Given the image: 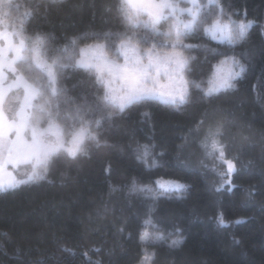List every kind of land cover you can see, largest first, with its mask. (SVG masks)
I'll return each mask as SVG.
<instances>
[{
	"label": "trees",
	"instance_id": "16d2710c",
	"mask_svg": "<svg viewBox=\"0 0 264 264\" xmlns=\"http://www.w3.org/2000/svg\"><path fill=\"white\" fill-rule=\"evenodd\" d=\"M174 2L191 6V0ZM197 2L204 24L188 31L176 48L189 58L186 103L145 99L107 118L111 109L99 100L104 88L95 73L74 66L58 72L62 94L53 97L45 89L37 102L47 98L46 107L57 114L66 138L81 127L79 108L93 125L104 118L97 129L101 143L89 142L87 154L75 160L61 154L38 183L0 192V264H143L146 257L150 264H264V0H218L219 6L216 0ZM120 4L0 0V19L26 20L25 35H46L49 59L63 56L64 46L79 58L81 47L95 43L111 56L122 36L141 49L156 43L157 50L172 51L163 36L171 20H161L158 33L142 23L132 26ZM221 10L223 19L231 15L233 21L255 22L234 45L203 30ZM71 37L78 38L77 45ZM228 57L246 69L234 81L235 89L205 96L195 83L206 84ZM17 67L26 78L45 76L34 64L28 71ZM37 117L47 125L44 113L34 111ZM217 124L223 125L216 137L224 145L223 159L210 148L209 131ZM141 145L150 147L148 165L154 158L157 167L138 159ZM228 161L235 165L232 173ZM158 180L187 187L164 191ZM145 230L158 231L164 239L142 242ZM177 239L183 242L171 247Z\"/></svg>",
	"mask_w": 264,
	"mask_h": 264
},
{
	"label": "snow or ice",
	"instance_id": "6c2138e0",
	"mask_svg": "<svg viewBox=\"0 0 264 264\" xmlns=\"http://www.w3.org/2000/svg\"><path fill=\"white\" fill-rule=\"evenodd\" d=\"M212 2L213 0H209V3ZM216 2L218 5V0ZM120 7L130 25L136 26L142 23L157 33L159 30L156 26L161 20H171L169 30L163 33V36L167 38V43L171 44L172 51L161 52L157 50L156 43H152L151 47L141 49L132 42L131 37L124 38L122 36L116 53L111 56L104 50L103 44H94L80 48L79 58H74V60L67 46H64L60 51L68 55L49 59L47 46L41 45V55L37 57L36 42L32 36L24 34L26 20L10 24L8 21L0 19V40L4 41L3 44H0V154H3L8 147L16 143L18 138L31 142L37 135L42 136L44 134L54 135L59 147L65 146L64 133L56 123L57 114L46 107V97L45 102L38 103L37 101L45 96V89L49 90L53 97L63 93L64 90L57 86L58 72H63L70 66L83 68L86 71H95L97 82L104 88V94L99 97V100L106 105H118L119 112H123L130 105L145 99H158L171 104L187 102L189 82L183 73L189 58L177 51L176 48L183 43L182 37L188 31L204 24L200 15L202 6L197 0H191L189 7H181L174 0H138L135 5L130 3V0H121ZM185 13H187L188 18L182 19ZM143 14L148 16L147 20L140 19ZM224 15L221 10L220 15L211 24H207L203 30L211 34L214 39H227L233 45L243 40L248 29L255 23L252 20L247 22L244 20L233 21L231 15H228L227 19H223ZM28 16H31V12L28 13ZM118 57L123 58V63L118 61ZM97 63H104L114 69L113 85L119 81L118 88L110 87L108 80L104 79L109 73L105 71L101 74L97 70ZM17 64L25 71H28L34 64L43 70L45 74L43 80L33 77L26 78ZM158 65H164L171 69L170 73L163 74L167 78L166 84L160 81L161 74L156 71ZM245 70V66L233 57L221 61L216 65V71L208 81V88L202 89L205 96L219 93L222 90L235 89L234 81L241 77ZM6 98L7 112L11 115V120L5 114ZM36 110L47 116L46 127H41V118H33V112ZM111 117L112 114L108 112L107 118ZM77 118L81 121V127L72 134L68 148L72 150L74 147L78 151L90 129L87 122L79 115V108H77ZM103 119L101 117L95 120L98 128ZM49 127H55V133H50ZM222 127V124H217L214 130L209 131L211 151H218L221 159L224 158L225 154L224 145L216 137L221 134ZM29 135L30 140L28 139ZM100 143V139H97L96 144L99 145ZM139 147L142 149V156L138 159L142 160L146 166L157 167L158 164L154 158L151 165H148V158L152 156L150 147L148 145ZM205 147H208V144H205ZM227 166L229 173L236 170L232 161H228ZM226 183L230 184L231 182L226 181ZM24 184L13 181L7 190L0 192L15 190ZM157 184L164 191L187 187L178 181L158 180ZM131 190H137L135 180H133ZM140 190L143 191L142 188ZM155 198L153 196V199ZM145 223L151 224L152 222L148 220ZM152 227L155 228V225ZM151 239L162 240L164 237L158 231L149 232L145 230L141 235V241L147 242ZM182 242L179 239L173 240L170 246L178 247ZM150 259V257L145 258L146 261Z\"/></svg>",
	"mask_w": 264,
	"mask_h": 264
},
{
	"label": "clouds",
	"instance_id": "9594fccd",
	"mask_svg": "<svg viewBox=\"0 0 264 264\" xmlns=\"http://www.w3.org/2000/svg\"><path fill=\"white\" fill-rule=\"evenodd\" d=\"M137 2L138 0H130V3L134 5L137 4ZM2 7L7 10L8 4L4 3ZM122 14L125 15L123 12ZM32 39L36 42L37 57H39L41 55L40 46H47L49 38L46 35L37 33ZM70 40L73 46L78 44L77 37H71ZM70 54L73 56L74 60L75 56L71 50ZM64 55L68 54L64 53ZM57 56L52 57V59H55ZM97 70L101 74L105 71L109 73L104 79L108 80L110 87H119V83L117 82L113 85V78L115 75L114 69L104 63H97ZM156 71L157 73L164 74L170 73L171 69L164 65H158ZM215 71L216 66L214 67V72ZM93 72L95 73V71ZM208 81L206 84L195 83L194 86L207 89ZM109 106L111 109L109 113H111L112 116L119 112L118 105ZM86 122L90 131L81 143L78 151L75 150L74 147L72 150H69L68 142H65V140V146L62 148L59 147L58 141L54 135H37L31 142L25 141L23 138H18L16 143L8 147L3 154H0V191L7 190L13 181L18 184H24L26 182L38 183L46 179L55 159L61 154L71 160H75L80 155H86L89 142L96 143V140L99 139V133L97 131L98 126H96L95 123L93 125L91 121ZM48 131L50 133H55L56 129L55 127H49Z\"/></svg>",
	"mask_w": 264,
	"mask_h": 264
},
{
	"label": "rangeland",
	"instance_id": "374dc122",
	"mask_svg": "<svg viewBox=\"0 0 264 264\" xmlns=\"http://www.w3.org/2000/svg\"><path fill=\"white\" fill-rule=\"evenodd\" d=\"M209 34V33H208ZM210 36H211V34H209ZM212 37V36H211ZM213 38V37H212ZM214 39V38H213ZM215 40H218V39H215ZM225 40H227V39H224V40H218V41H225ZM4 43V41H2V40H0V44H3ZM95 44H100V43H95ZM89 45H94V44H89ZM86 46V45H85ZM85 46H83V47H85ZM229 58V57H228ZM233 58H235V57H233ZM225 59H227V58H225ZM225 59H223V60H225ZM236 60H238L237 58H235ZM222 60V61H223ZM118 61L120 62V63H123V58L122 57H120V58H118ZM239 62H240V60H239ZM220 63V62H219ZM218 63V64H219ZM241 63V62H240ZM217 64V65H218ZM242 64V63H241ZM184 74V73H183ZM185 77V76H184ZM10 79H11V77H9ZM160 81H161V83H163V84H166L167 83V78L163 75V74H161V76H160ZM117 83H119V81H117ZM9 96H11V94H9ZM5 114L8 116V118H9V120H11V115L7 112V98H6V101H5ZM47 125H41V127H46ZM60 128H61V126H60ZM62 129V128H61ZM63 131V130H62ZM75 132V131H74ZM27 135V134H26ZM71 138H72V135L69 137V138H66L65 137V135H64V140H65V142H69L70 140H71ZM28 139L30 140L31 139V137H30V135L28 136ZM162 181H168V180H162ZM143 264H150V261L148 260V261H146L145 259H144V261H143Z\"/></svg>",
	"mask_w": 264,
	"mask_h": 264
}]
</instances>
